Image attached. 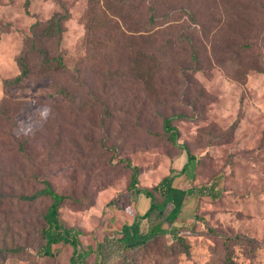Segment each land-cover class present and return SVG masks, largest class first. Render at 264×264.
<instances>
[{
	"label": "rangeland",
	"instance_id": "374dc122",
	"mask_svg": "<svg viewBox=\"0 0 264 264\" xmlns=\"http://www.w3.org/2000/svg\"><path fill=\"white\" fill-rule=\"evenodd\" d=\"M247 1L253 8L254 0ZM60 4L69 12L59 47L66 69L4 86L3 79L18 72L16 57L30 26L46 21ZM87 4L29 0L26 13L24 0H0V173L20 164L70 193L59 216L79 232L80 248L87 253L83 264H120L125 251L118 232L136 216L128 189L131 171L122 160L139 167L140 187H152L175 163H186L188 153L194 157L188 174L178 175L174 185L196 190L215 184L219 195L187 199L176 228L187 237L189 255L174 254L169 246L175 236L167 233L133 253L135 264H222L227 261L223 236L240 239L231 242L232 264H264V67L255 69L243 60L245 76H234L226 63L218 65L208 56L193 71L171 51L176 69L173 75L164 73L158 95L126 72L111 79L94 68L74 78L75 67L84 63ZM183 26L180 20L163 32ZM181 62L185 65L177 67ZM54 83L73 92L64 98ZM172 112L180 115L173 121L175 144L161 128L163 115ZM15 180L17 191L41 187L39 180ZM44 209L45 201L0 203V244L20 247L17 254L0 251V264H69L72 248L62 241L51 244V255L42 253L39 215ZM154 223L168 228L156 215L139 219L137 227L145 231Z\"/></svg>",
	"mask_w": 264,
	"mask_h": 264
},
{
	"label": "trees",
	"instance_id": "16d2710c",
	"mask_svg": "<svg viewBox=\"0 0 264 264\" xmlns=\"http://www.w3.org/2000/svg\"><path fill=\"white\" fill-rule=\"evenodd\" d=\"M172 1L173 4L168 3ZM166 2L169 7L164 9L162 5ZM254 2L252 8L247 6V0H88L84 22V63L75 67L74 78L88 74L94 68L103 69L111 79L126 72L131 80L144 84L149 92L158 95L159 83L164 81L166 73L173 75L176 69L175 61H169L171 51L187 60L189 65L185 69L190 67L197 71L202 59L209 56L213 63H226L228 69L235 71L234 76L241 72L239 76L244 77L247 62L249 67L255 69L259 67L257 64L264 67L260 63L264 62V3L258 0ZM28 7L29 0H24L26 13ZM68 17L67 8L60 4V9L46 21L36 20L30 26V34L23 39L21 51L16 57L18 72L3 79L4 86L18 85L44 75L53 77L66 69L59 47L64 32L63 22ZM180 20L185 26L179 31L163 32L164 28H173ZM47 43L52 46L51 50ZM173 45L177 48H172ZM247 54H253V57L246 59ZM183 65L181 62L177 67ZM54 90L64 98L73 92L69 86L57 83H54ZM179 116L172 112L162 118L161 128L173 144L177 139V128L173 121ZM22 152L23 156L27 154L25 150ZM193 159L187 153L186 163L179 171L171 166L169 173L152 187H140L139 167L132 165L128 159L122 160L131 171L128 184L130 197L141 193L149 200V206L144 213L120 226L118 240L125 251L120 264H135L133 253L147 248L159 236L167 233L175 236V242L169 246L174 254L189 255L187 237L178 231L175 224L185 199L191 194H197V197L211 195L212 198L219 195L215 184L196 190L174 185L178 175L188 174V166ZM19 165L9 168L4 174L0 173V203L15 201L31 205L45 201V209L39 215L40 232L45 240L42 253L51 255V244L62 241L72 248L69 264H83L87 253L80 248L79 232L67 227L59 216L61 206L72 195L58 191L49 180H40L36 172L19 168ZM15 178L21 183L39 180L41 187L17 191L14 189ZM152 215L162 216L168 228L159 223H154L145 231L137 227L139 219H148ZM232 237L223 236L227 261L222 264H232L231 242L240 240ZM0 251L17 254L20 247L2 243Z\"/></svg>",
	"mask_w": 264,
	"mask_h": 264
},
{
	"label": "crops",
	"instance_id": "0c3cea01",
	"mask_svg": "<svg viewBox=\"0 0 264 264\" xmlns=\"http://www.w3.org/2000/svg\"><path fill=\"white\" fill-rule=\"evenodd\" d=\"M185 163V162H184ZM183 164V162H180V163H175V165H174V167L175 168H179V166L181 165V167L184 165H182ZM180 167V168H181ZM179 168V169H180ZM177 187H181V188H184V187H186V185H178ZM190 197H192L193 199L194 198H196L197 197V195L196 194H191V195H189L186 199H185V202H184V204H183V206H182V208H181V210H180V215H181V213H182V210H183V208L185 207V205H186V203H187V199H189ZM131 198H132V203H133V205H134V207H135V209H136V215H141L142 213H144L145 212V210L148 208V206H149V200L143 195V194H139V193H135V194H132L131 195ZM132 221V220H131ZM124 223V222H123ZM176 225H179L180 224V222H179V219L178 220H176V223H175Z\"/></svg>",
	"mask_w": 264,
	"mask_h": 264
}]
</instances>
